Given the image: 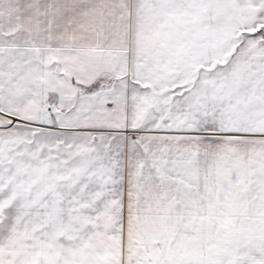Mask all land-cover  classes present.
<instances>
[{"label": "snow or ice", "instance_id": "6c2138e0", "mask_svg": "<svg viewBox=\"0 0 264 264\" xmlns=\"http://www.w3.org/2000/svg\"><path fill=\"white\" fill-rule=\"evenodd\" d=\"M0 264H264V0H0Z\"/></svg>", "mask_w": 264, "mask_h": 264}]
</instances>
